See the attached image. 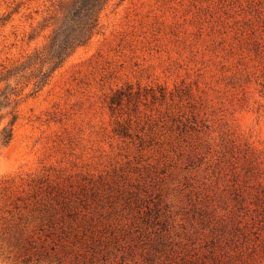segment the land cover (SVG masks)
Segmentation results:
<instances>
[{"label": "rangeland", "instance_id": "obj_1", "mask_svg": "<svg viewBox=\"0 0 264 264\" xmlns=\"http://www.w3.org/2000/svg\"><path fill=\"white\" fill-rule=\"evenodd\" d=\"M59 1L0 0V73L44 47ZM31 88L0 110V264H100L110 232L264 194V0H111Z\"/></svg>", "mask_w": 264, "mask_h": 264}, {"label": "trees", "instance_id": "obj_2", "mask_svg": "<svg viewBox=\"0 0 264 264\" xmlns=\"http://www.w3.org/2000/svg\"><path fill=\"white\" fill-rule=\"evenodd\" d=\"M110 1L60 0L57 7L61 18L44 47L21 63L2 68L0 82L5 86L0 91V110L16 105V98L29 85L32 87L29 96L39 92L72 53L97 33L99 16ZM21 83L23 86L16 90ZM8 114L11 118L0 131L1 146H6L13 134L16 116L13 110ZM224 205L221 214L206 205H196L180 230H169L166 223H155L159 229L140 231L137 226L134 231L119 235L110 232L100 252L92 258L93 263L264 264V194L257 193L249 203L236 194L232 202ZM141 223L153 225L149 220ZM108 246L110 250L106 249ZM39 262L37 259L35 264Z\"/></svg>", "mask_w": 264, "mask_h": 264}]
</instances>
